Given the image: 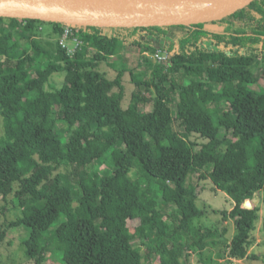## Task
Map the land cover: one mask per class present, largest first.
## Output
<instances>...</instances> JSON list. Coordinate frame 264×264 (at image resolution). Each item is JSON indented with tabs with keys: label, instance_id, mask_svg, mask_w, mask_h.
<instances>
[{
	"label": "trees",
	"instance_id": "1",
	"mask_svg": "<svg viewBox=\"0 0 264 264\" xmlns=\"http://www.w3.org/2000/svg\"><path fill=\"white\" fill-rule=\"evenodd\" d=\"M66 26L0 18L1 216L20 212L0 225V244L28 229L22 246L35 264H144L127 233L139 222L146 259L161 264H192L193 255L201 264L256 260L259 208L245 206L264 191V78L255 73L264 65V0L199 26L91 28L73 56L61 42ZM158 51L170 62L146 56ZM116 56L122 66L111 81L99 68ZM142 62L153 81L135 79L124 109L123 78ZM55 74L66 77L60 88ZM150 88L156 101L145 111ZM193 135L207 141L200 151ZM74 143L84 146L82 165ZM195 170L232 199V211L197 206ZM211 214L234 222L232 239L222 224L197 226ZM69 230L79 237L73 245L64 241Z\"/></svg>",
	"mask_w": 264,
	"mask_h": 264
},
{
	"label": "water",
	"instance_id": "2",
	"mask_svg": "<svg viewBox=\"0 0 264 264\" xmlns=\"http://www.w3.org/2000/svg\"><path fill=\"white\" fill-rule=\"evenodd\" d=\"M257 0H0V18L85 28L199 26L229 18Z\"/></svg>",
	"mask_w": 264,
	"mask_h": 264
},
{
	"label": "rangeland",
	"instance_id": "3",
	"mask_svg": "<svg viewBox=\"0 0 264 264\" xmlns=\"http://www.w3.org/2000/svg\"><path fill=\"white\" fill-rule=\"evenodd\" d=\"M41 30H49V27H42ZM109 32V31H108ZM111 33V32H109ZM68 45L72 48L73 45ZM95 50L91 49V55L95 54ZM118 56L111 58L109 63L112 65L110 66L109 63H103L99 70L100 72L107 77L109 80L114 81L116 80L118 76V70L122 66L121 62L118 63ZM262 64L264 61H261ZM142 65L138 68V70L135 71V76L132 75L131 72L126 73L125 77L123 78V87L125 88V99L123 101V108L128 109L130 104L133 101V94L136 91V81H148L149 83H152V70L149 68V66L142 62ZM179 72H176V75ZM256 75L264 78V65L261 66L259 70H257ZM136 79V81H134ZM264 80V79H263ZM262 80V84H264V81ZM66 81V77L63 74H55L52 76V86L54 88H60ZM120 90L115 88L114 92H119ZM147 94L150 98L149 105L145 108V111H151L153 108V105L156 101V96L154 93V89L150 88L147 90ZM174 112L177 110V103H174L171 105ZM2 121H0V131H2ZM67 125L60 124V134L64 139H67ZM176 131H179L178 123H175L174 126ZM190 140L193 144H195L194 149L196 151H200L202 146L207 143L206 140L200 138L197 135H193L190 137ZM73 150V161L77 165H82L84 163V146L80 143H74L72 145ZM225 150V148H223ZM110 154L116 159L122 158V153L118 150H111ZM102 169V168H101ZM13 170L16 174H20V170L17 165H13ZM203 174V171L195 170L194 174L190 178V183H192L197 188V199H198V207L201 209H204L205 207H208L210 209L219 210V211H231L234 208V202L230 197L223 191H218L214 185V183L211 181L210 178L208 179H202L201 175ZM132 175H136V172L134 171ZM163 198L161 199V201ZM254 208L256 206L259 208V214H260V222L257 224V230L253 233V238L256 239V243L254 244V247L251 251V257L256 256V260H247L244 264H264V191L261 193V197L259 198L257 195L254 197ZM6 205L4 201H2V198L0 197V225L3 226L6 221L12 222L16 221L18 216L20 215L19 211L12 212L8 214V218H3L2 215V209ZM223 217L221 214L214 215L211 214L208 218L203 219V221L198 222L197 226L199 225H205L208 227H215L219 228L221 224L227 226L229 229V237L232 239L236 233V229L234 226V222L232 220L227 222H223ZM221 228V227H220ZM128 236L130 237L132 243L136 247L142 246V253L145 256L144 264H161L160 259H156L155 257H152L150 259H146L147 254V248H144V241L147 239V233L145 228L139 223V222H130L129 228H128ZM30 230L23 229V230H13L10 232V234L7 236L4 243L0 244V264H35L34 261L29 260L26 255L24 248L22 246V243L25 239L29 237ZM79 240V237L77 234H75L72 230H69L65 236L64 241L68 243L69 245H73L77 243ZM258 241V242H257ZM183 262H181L182 264ZM222 263V262H221ZM47 264H57L53 262H48ZM192 264H201V257L198 255L192 256Z\"/></svg>",
	"mask_w": 264,
	"mask_h": 264
},
{
	"label": "built area",
	"instance_id": "4",
	"mask_svg": "<svg viewBox=\"0 0 264 264\" xmlns=\"http://www.w3.org/2000/svg\"><path fill=\"white\" fill-rule=\"evenodd\" d=\"M89 30H91V28L77 27L72 25L66 26L65 33L61 39V42L63 47L67 48L70 56H73L75 52L81 48V46L83 45L81 36L88 33ZM68 43L72 44L73 47L71 48ZM146 56L151 58L155 64H162L170 62L172 54L166 51H158L155 54H146ZM258 196H261V194H259ZM252 203H254V200L248 201L245 207L253 209L254 205H252ZM256 208L258 207L256 206ZM244 262V260L241 261L232 259L231 264H244Z\"/></svg>",
	"mask_w": 264,
	"mask_h": 264
},
{
	"label": "crops",
	"instance_id": "5",
	"mask_svg": "<svg viewBox=\"0 0 264 264\" xmlns=\"http://www.w3.org/2000/svg\"><path fill=\"white\" fill-rule=\"evenodd\" d=\"M119 62H121V63H122V61H121V60H119V61H118V63H119ZM258 197L260 198L261 196H258ZM231 211H232V210H231ZM227 223H228V222H227ZM223 226H225V225L223 224ZM257 242H258V241H257ZM244 263H245V262H244Z\"/></svg>",
	"mask_w": 264,
	"mask_h": 264
}]
</instances>
